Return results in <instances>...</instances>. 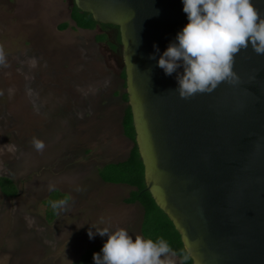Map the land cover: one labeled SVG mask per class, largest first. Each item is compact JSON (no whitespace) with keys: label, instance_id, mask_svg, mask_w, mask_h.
<instances>
[{"label":"rangeland","instance_id":"rangeland-1","mask_svg":"<svg viewBox=\"0 0 264 264\" xmlns=\"http://www.w3.org/2000/svg\"><path fill=\"white\" fill-rule=\"evenodd\" d=\"M68 6L0 0V190L10 192V182L16 189L0 192V264H72L104 245L108 237L96 229L140 236L141 209L125 203L130 188L95 176L132 146L121 133L131 137L128 123L120 127L123 85L91 32L73 29ZM33 138L44 142L42 152ZM63 194L67 210L46 216L47 197ZM92 252L78 261L93 262Z\"/></svg>","mask_w":264,"mask_h":264},{"label":"water","instance_id":"water-1","mask_svg":"<svg viewBox=\"0 0 264 264\" xmlns=\"http://www.w3.org/2000/svg\"><path fill=\"white\" fill-rule=\"evenodd\" d=\"M70 2L117 28L144 190L191 264H264V55L249 45L234 58L238 85L182 99L183 67L166 75L158 60L188 23L183 0Z\"/></svg>","mask_w":264,"mask_h":264},{"label":"clouds","instance_id":"clouds-1","mask_svg":"<svg viewBox=\"0 0 264 264\" xmlns=\"http://www.w3.org/2000/svg\"><path fill=\"white\" fill-rule=\"evenodd\" d=\"M183 11L188 23L177 33L178 43H170L158 60L166 75L183 67V72L176 76L175 91L180 98L211 93L221 83L238 85L240 77L233 70L235 55L249 45L257 55H264V16L252 0H183ZM4 62L0 48V64ZM32 145L39 152L45 148L37 138H33ZM68 203L66 198L52 201L50 206L59 214L67 210ZM96 233L108 238L102 255L93 254L94 264H176V252L163 239L153 241L137 235L133 240L123 228L96 229ZM96 233L89 230V238ZM189 255L186 250L183 260H188Z\"/></svg>","mask_w":264,"mask_h":264},{"label":"trees","instance_id":"trees-1","mask_svg":"<svg viewBox=\"0 0 264 264\" xmlns=\"http://www.w3.org/2000/svg\"><path fill=\"white\" fill-rule=\"evenodd\" d=\"M69 19L74 22L75 25L79 28L89 29L95 25L89 14L80 12L74 6H72V10L69 13ZM64 27H66L64 23L59 26V28ZM100 39H104V37L101 36ZM120 77L124 78L123 72L120 73ZM120 98L121 100L126 101L125 93L121 94ZM124 121L128 123V128L129 132H131V137L125 135L123 132L121 125ZM120 126L122 129V135L130 141L132 146L129 149L127 157L124 160L114 163H107L106 165H109V167L106 168L107 170L104 172H100V170L98 169L97 174L100 181L106 184L123 185L130 188V191L127 194V198L125 199V203H136L141 209V220L139 223L140 236L145 239H152L153 241H158L160 239L165 240L169 244L170 248H172L173 251L176 252V257L178 258L179 264H181V261L183 262V264H191L190 259L183 260V255L185 254V252L181 246L177 233L173 230L170 222L162 214V212L156 208L148 192L144 190L142 167L136 152V147L133 144L134 135L131 126V119L128 106L124 108V111L121 116ZM106 165H103V167ZM4 178L5 177H0V179ZM10 183V192L2 191V189L0 190V192H2L4 196L15 195V186L12 182ZM66 198L67 197L63 194L58 200ZM47 200L49 201L48 204H50V202L52 201H57L51 199V197H47ZM54 215L55 211L52 208H49V212L47 211L46 216H50L52 218ZM102 247V245H95L93 247H90L91 249H94V252H92L91 254L92 257L94 253H100L102 255ZM90 248H87L86 251L90 250ZM86 251L84 250L73 263L78 262L77 264H94V261L92 262L89 259H82L80 260V262L78 261L82 258L83 254L85 255Z\"/></svg>","mask_w":264,"mask_h":264},{"label":"flooded vegetation","instance_id":"flooded-vegetation-1","mask_svg":"<svg viewBox=\"0 0 264 264\" xmlns=\"http://www.w3.org/2000/svg\"><path fill=\"white\" fill-rule=\"evenodd\" d=\"M63 2L65 3V5H69L68 6V11H69L68 17H69V13L72 10L73 5L71 4L70 0H63ZM70 22L73 25V29H76V30L82 31V32H91V43H92V45L101 46L105 50V52H107L108 56L112 59L114 66L116 67L117 76L121 80V83L123 85V90H124V78L120 77V73L123 72V67H122V61H121V52H120V45H119V37H118L117 28L114 26H111V25H102V24H96L95 23V25L92 28H89V29L86 28L85 29V28L77 27L75 25V23L72 22L71 20H70ZM65 25H66V27L60 28L61 31L65 30L67 28V24H65ZM101 36L104 37L105 41L103 39H100ZM123 111H124V108H123ZM123 111H122V113H123ZM120 122H121V118H120ZM125 139H127V138H125Z\"/></svg>","mask_w":264,"mask_h":264},{"label":"crops","instance_id":"crops-1","mask_svg":"<svg viewBox=\"0 0 264 264\" xmlns=\"http://www.w3.org/2000/svg\"><path fill=\"white\" fill-rule=\"evenodd\" d=\"M121 132H122V131H121ZM124 139H125V138H124ZM130 148H131V147H130ZM130 148H129V149H130ZM129 149H128V151H129ZM127 154H128V152H127ZM126 157H127V155H126ZM126 157H125V158H126ZM125 158H124V159H125ZM124 159H122V160H124ZM122 160H119V161H122ZM115 162H118V161H115ZM113 163H114V162H113ZM98 169H99V167L95 169V176H96V178L100 181V179H99V177H98V174H97ZM100 182H101V181H100ZM102 183H103V182H102ZM103 184H106V183H103ZM106 185H109V184H106ZM111 186H112V185H111ZM113 186H116V185H113ZM121 186H123V185H121ZM129 191H130V190H129ZM129 191H128V192H129ZM127 194H128V193H127ZM126 197H127V196H126ZM124 199H125V198H124ZM124 204H125V203H124ZM126 205H127V204H126ZM128 205H132V204H128ZM98 245H101V244H98ZM94 246H95V245H94ZM91 247H93V246H91Z\"/></svg>","mask_w":264,"mask_h":264}]
</instances>
